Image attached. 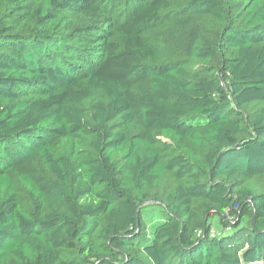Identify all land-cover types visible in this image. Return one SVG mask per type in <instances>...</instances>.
Instances as JSON below:
<instances>
[{
  "label": "trees",
  "instance_id": "trees-1",
  "mask_svg": "<svg viewBox=\"0 0 264 264\" xmlns=\"http://www.w3.org/2000/svg\"><path fill=\"white\" fill-rule=\"evenodd\" d=\"M260 262L264 0H0V264Z\"/></svg>",
  "mask_w": 264,
  "mask_h": 264
},
{
  "label": "rangeland",
  "instance_id": "rangeland-1",
  "mask_svg": "<svg viewBox=\"0 0 264 264\" xmlns=\"http://www.w3.org/2000/svg\"><path fill=\"white\" fill-rule=\"evenodd\" d=\"M146 212V225L151 227L166 217L164 210L157 206H148L145 209ZM213 228L214 232L218 234L221 231V227L218 223V219L213 220ZM258 264H264V262H260Z\"/></svg>",
  "mask_w": 264,
  "mask_h": 264
},
{
  "label": "built area",
  "instance_id": "built-area-1",
  "mask_svg": "<svg viewBox=\"0 0 264 264\" xmlns=\"http://www.w3.org/2000/svg\"><path fill=\"white\" fill-rule=\"evenodd\" d=\"M212 232H213V234L215 233L214 230Z\"/></svg>",
  "mask_w": 264,
  "mask_h": 264
}]
</instances>
